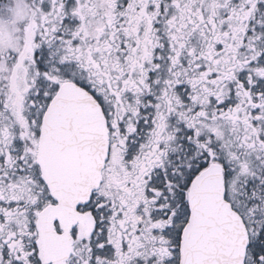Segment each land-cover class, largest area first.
I'll use <instances>...</instances> for the list:
<instances>
[{"label":"snow or ice","instance_id":"1","mask_svg":"<svg viewBox=\"0 0 264 264\" xmlns=\"http://www.w3.org/2000/svg\"><path fill=\"white\" fill-rule=\"evenodd\" d=\"M0 264H264V0H0Z\"/></svg>","mask_w":264,"mask_h":264}]
</instances>
